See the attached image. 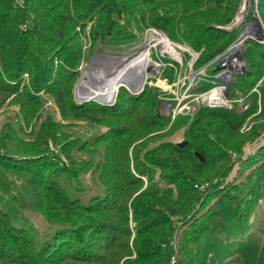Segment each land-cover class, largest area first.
<instances>
[{
    "label": "trees",
    "instance_id": "obj_1",
    "mask_svg": "<svg viewBox=\"0 0 264 264\" xmlns=\"http://www.w3.org/2000/svg\"><path fill=\"white\" fill-rule=\"evenodd\" d=\"M239 3L0 0V107L13 111L0 124V264H264V237L244 236L264 199V43L245 42L249 68L230 84L243 110L170 120L150 85L121 86L113 103L74 95L95 44L129 43L133 28L207 61L236 36L221 26ZM180 129L182 147L169 139Z\"/></svg>",
    "mask_w": 264,
    "mask_h": 264
},
{
    "label": "built area",
    "instance_id": "obj_2",
    "mask_svg": "<svg viewBox=\"0 0 264 264\" xmlns=\"http://www.w3.org/2000/svg\"><path fill=\"white\" fill-rule=\"evenodd\" d=\"M257 1L240 0L232 19L221 26L226 30L235 29L236 36L222 50L200 64H196L198 53L169 39L158 28L144 27L143 47L127 56L131 63L142 55L141 77L131 74L127 82L116 85L111 96L95 100L113 103L121 86L131 94L139 93L145 85L154 86L159 89L158 111L169 115L170 120L179 115L191 119L201 107L232 108L236 103L241 105L244 97L238 91L233 95L230 84L237 74L245 71L246 62L242 55L245 42L264 43V25ZM258 85L251 91L258 93Z\"/></svg>",
    "mask_w": 264,
    "mask_h": 264
},
{
    "label": "rangeland",
    "instance_id": "obj_3",
    "mask_svg": "<svg viewBox=\"0 0 264 264\" xmlns=\"http://www.w3.org/2000/svg\"><path fill=\"white\" fill-rule=\"evenodd\" d=\"M133 40L130 41L129 43H124V44H98L96 43V49L92 53V55L85 61L82 62L80 66V76L75 84L74 87V94L76 99L82 98V91L87 90L90 88V85L94 83V80H90L89 78H84L86 73L91 69V66H94V69H96V66L101 67V69L105 67H110L113 62L116 60H112L111 58H120L124 56H129L131 54H134L137 52L140 48L143 47V30L139 31L133 28ZM89 42L85 43V46H88ZM117 65L114 66V69L116 68ZM112 70V71H113ZM94 72V70H92ZM105 71V69H104ZM110 71V72H112ZM244 72V71H243ZM264 78V74L262 76ZM121 81V80H120ZM118 82V81H117ZM123 82V81H122ZM119 83H116V85ZM257 84H261L260 81L257 82ZM115 85V87H116ZM256 86V85H255ZM259 96V95H258ZM87 99V98H83ZM89 99H94L95 97H91ZM239 105V104H238ZM245 105V107H244ZM240 109H245L247 107V103L245 102V99L242 101V104L239 105ZM12 106H3L0 107V124L6 119V116H13V111L11 110ZM259 110V107L257 111ZM256 111V112H257ZM255 114L249 115L246 117L243 121V124L241 125L239 132L244 133L247 132L251 125L254 123V117ZM88 132H96L100 130V128H87ZM181 129L176 131L174 134H172L169 139L175 142L182 141V136H181ZM236 159L235 154H231V161H234ZM24 214L27 216L28 220L30 223L38 230V231H43L46 228V222L42 219V217L36 213L32 212L30 210H26ZM248 222L250 223L249 228L245 231L244 236L250 235L251 237H255L258 241L262 242L263 237H264V199L259 198L256 205H255V210L253 211L252 215L249 217ZM234 255L229 257L228 259L232 258ZM229 264H236L235 262H230Z\"/></svg>",
    "mask_w": 264,
    "mask_h": 264
},
{
    "label": "bare ground",
    "instance_id": "obj_4",
    "mask_svg": "<svg viewBox=\"0 0 264 264\" xmlns=\"http://www.w3.org/2000/svg\"><path fill=\"white\" fill-rule=\"evenodd\" d=\"M140 56H138V58L131 63L129 58L126 56L120 58H111L112 60H116L113 62L114 64H112V66L105 67V71L99 66H96V69H94V66L92 65L91 69L94 70V72L92 70L88 71L84 78H89L90 80L92 79L94 80V83L90 85V88L82 91V98H106L108 96H111L116 83L122 81L127 82L131 74L140 78L143 72V69L141 67L143 58H141ZM115 65H117V69L113 70Z\"/></svg>",
    "mask_w": 264,
    "mask_h": 264
},
{
    "label": "water",
    "instance_id": "obj_5",
    "mask_svg": "<svg viewBox=\"0 0 264 264\" xmlns=\"http://www.w3.org/2000/svg\"><path fill=\"white\" fill-rule=\"evenodd\" d=\"M248 68H249V65L246 63V64H245V68H244V70L246 71V70H248ZM74 95H75V94H74ZM77 100H79V101H85V100H89V99H83V98H80V99H77ZM185 143H186V141H185V140H182V141L177 142V145H178L179 147H182V146L185 145Z\"/></svg>",
    "mask_w": 264,
    "mask_h": 264
}]
</instances>
